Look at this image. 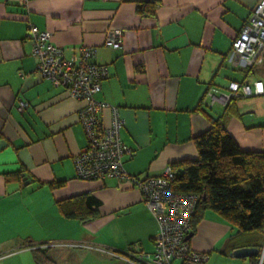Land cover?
<instances>
[{
    "label": "crops",
    "instance_id": "0c3cea01",
    "mask_svg": "<svg viewBox=\"0 0 264 264\" xmlns=\"http://www.w3.org/2000/svg\"><path fill=\"white\" fill-rule=\"evenodd\" d=\"M259 1L0 0V264H127L111 253L153 252L158 231L131 183L77 178L74 159L88 143L79 120L84 102L35 72L29 24L51 32L67 57L96 48L95 61L109 68L96 99L118 108L121 139L133 151L124 166L145 179L198 158L193 138L226 107L210 106L209 90L264 82V67L230 62L233 40ZM143 3L155 14H139ZM108 32L119 34V48L105 44ZM234 110L227 129L239 147L264 151V95L239 97ZM99 118L109 126L111 110ZM71 209L89 217L67 218ZM231 226L205 212L190 240L208 255L203 264L243 247L235 234L216 245Z\"/></svg>",
    "mask_w": 264,
    "mask_h": 264
},
{
    "label": "built area",
    "instance_id": "2783aa9c",
    "mask_svg": "<svg viewBox=\"0 0 264 264\" xmlns=\"http://www.w3.org/2000/svg\"><path fill=\"white\" fill-rule=\"evenodd\" d=\"M28 36L32 41V54L37 60L35 72L56 87L64 88L72 98L84 102L79 120L88 143L74 159L77 178L83 181L114 178L131 183L142 193L145 204L158 221L153 252L111 254L127 264H174L176 261L203 264L207 261L208 255L195 251L187 240L192 232V219L199 196L173 191L172 166H167L160 176L145 179L126 170L124 157L132 156L133 151L121 139L125 120L119 115L117 107L96 99L103 81L109 76L108 66L95 61L96 48L83 46L78 52L72 49L67 57L65 49L53 43L51 32L41 31L30 23ZM105 44L119 48V34L108 32ZM230 62L245 69L264 67V0L257 2L241 32L233 40ZM262 95L264 82L261 80L252 83L232 81L225 92L218 94L209 90L207 98L210 106L217 103L226 106L234 98ZM26 106L22 104V107ZM105 108L111 110L109 126H103L99 118ZM259 254V264H264V241Z\"/></svg>",
    "mask_w": 264,
    "mask_h": 264
},
{
    "label": "trees",
    "instance_id": "16d2710c",
    "mask_svg": "<svg viewBox=\"0 0 264 264\" xmlns=\"http://www.w3.org/2000/svg\"><path fill=\"white\" fill-rule=\"evenodd\" d=\"M150 7L143 3L137 11L154 15L155 9ZM238 99H232L222 115L211 116L209 130L193 138L197 159L171 165L173 191L199 196L192 219L194 235L205 212L213 210L231 223L237 234L258 231L264 237V151H243L227 129V119ZM88 214L71 209L65 216L84 220Z\"/></svg>",
    "mask_w": 264,
    "mask_h": 264
},
{
    "label": "rangeland",
    "instance_id": "374dc122",
    "mask_svg": "<svg viewBox=\"0 0 264 264\" xmlns=\"http://www.w3.org/2000/svg\"><path fill=\"white\" fill-rule=\"evenodd\" d=\"M219 106L220 104L217 103L215 109H219ZM232 234L236 235V243L242 245L243 247H255L259 250L262 248L264 237L262 234H260V232L252 231L237 234L236 228L232 226L230 227V231L217 241L216 245L220 247L224 243V241L229 237V235ZM260 255L261 254H258L257 256L236 258L233 256L232 253V255L228 259H221L216 264H259Z\"/></svg>",
    "mask_w": 264,
    "mask_h": 264
},
{
    "label": "water",
    "instance_id": "95a60500",
    "mask_svg": "<svg viewBox=\"0 0 264 264\" xmlns=\"http://www.w3.org/2000/svg\"><path fill=\"white\" fill-rule=\"evenodd\" d=\"M27 178L23 176V180H26ZM194 236V233L191 232L187 236V240H190ZM259 254V249L255 247H242L234 250L233 256L236 258H243L247 256H257ZM189 264H195V263H189Z\"/></svg>",
    "mask_w": 264,
    "mask_h": 264
}]
</instances>
